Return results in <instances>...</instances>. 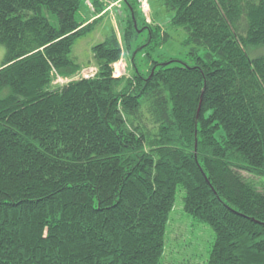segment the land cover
Wrapping results in <instances>:
<instances>
[{"label": "trees", "instance_id": "1", "mask_svg": "<svg viewBox=\"0 0 264 264\" xmlns=\"http://www.w3.org/2000/svg\"><path fill=\"white\" fill-rule=\"evenodd\" d=\"M85 1L111 3L0 0V264H162L178 187L214 234L207 264H264V0H148L189 61L146 50L132 75H114L131 41L170 34L121 0L120 36L78 64L101 18Z\"/></svg>", "mask_w": 264, "mask_h": 264}, {"label": "rangeland", "instance_id": "2", "mask_svg": "<svg viewBox=\"0 0 264 264\" xmlns=\"http://www.w3.org/2000/svg\"><path fill=\"white\" fill-rule=\"evenodd\" d=\"M103 17L101 14L95 16L100 18L99 23L93 31L87 33L85 36L78 38L72 47L71 55L78 64L84 65L88 62H93L91 47L104 39V35L109 33L110 29L116 28L120 36V23L122 21L123 5L120 0H111ZM81 18L90 21L91 9L88 1L81 4L78 12ZM172 12L161 10L155 4V7L150 9L149 17L151 16L152 22L160 24L169 34L170 38L167 42L154 46L152 49L144 47L139 49V45L148 37L147 31L139 34L137 40L131 41V48L123 50V56L120 61L114 64V73L118 75L124 72L125 74L132 75L136 69L143 70L148 66L149 60L145 56L146 50L149 52L153 59L164 63L170 57L179 62L189 61L187 55L189 49L182 44V39L185 36L182 30H173L169 24ZM52 24H55V19L49 16ZM94 18V19H95ZM118 36V37H119ZM4 57V47L0 44V64ZM134 59L135 67L132 60ZM93 65L85 66L84 73H88ZM61 78H56L60 81ZM183 197L184 192L181 188H177L175 193V200L172 211L169 214V226L166 233L167 239L165 240V254L166 259L162 264H207L209 252L211 250L214 234L212 230L201 222L194 220L183 211Z\"/></svg>", "mask_w": 264, "mask_h": 264}, {"label": "built area", "instance_id": "3", "mask_svg": "<svg viewBox=\"0 0 264 264\" xmlns=\"http://www.w3.org/2000/svg\"><path fill=\"white\" fill-rule=\"evenodd\" d=\"M136 1L139 3V9L143 13V15L146 18H148V14H149V2H148V0H136ZM88 75H90L89 72L86 74V76H88Z\"/></svg>", "mask_w": 264, "mask_h": 264}, {"label": "crops", "instance_id": "4", "mask_svg": "<svg viewBox=\"0 0 264 264\" xmlns=\"http://www.w3.org/2000/svg\"><path fill=\"white\" fill-rule=\"evenodd\" d=\"M120 1H121V0H120ZM122 5H123V3H122ZM92 18H93V16L90 17V19H92ZM85 20H86V19H85ZM111 29L116 30V28H113V27H112ZM117 30H118V29H117Z\"/></svg>", "mask_w": 264, "mask_h": 264}, {"label": "bare ground", "instance_id": "5", "mask_svg": "<svg viewBox=\"0 0 264 264\" xmlns=\"http://www.w3.org/2000/svg\"><path fill=\"white\" fill-rule=\"evenodd\" d=\"M114 72H115V71H114ZM114 75H118V74H117V73H116V74L114 73Z\"/></svg>", "mask_w": 264, "mask_h": 264}, {"label": "clouds", "instance_id": "6", "mask_svg": "<svg viewBox=\"0 0 264 264\" xmlns=\"http://www.w3.org/2000/svg\"><path fill=\"white\" fill-rule=\"evenodd\" d=\"M108 7V6H107Z\"/></svg>", "mask_w": 264, "mask_h": 264}]
</instances>
